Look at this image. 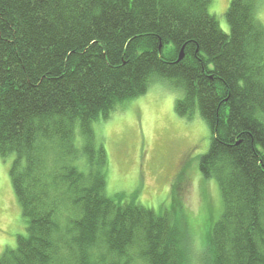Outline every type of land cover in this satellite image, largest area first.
I'll list each match as a JSON object with an SVG mask.
<instances>
[{"label": "trees", "instance_id": "1", "mask_svg": "<svg viewBox=\"0 0 264 264\" xmlns=\"http://www.w3.org/2000/svg\"><path fill=\"white\" fill-rule=\"evenodd\" d=\"M212 1L0 0V155L15 154L26 221L0 264L194 263L189 226L173 211L108 194L96 142L94 123L156 82L179 91L180 117L198 112L211 131L199 168L223 212L199 263L264 264L260 0H231L229 33Z\"/></svg>", "mask_w": 264, "mask_h": 264}, {"label": "rangeland", "instance_id": "2", "mask_svg": "<svg viewBox=\"0 0 264 264\" xmlns=\"http://www.w3.org/2000/svg\"><path fill=\"white\" fill-rule=\"evenodd\" d=\"M230 2L213 0L210 6L226 33L230 32L226 17ZM259 9L264 23V0H260ZM179 95L167 82H156L124 110L113 112L93 127L97 144L104 146L108 156V194H122L125 200L135 199L157 212L173 211L189 226L193 264H200L208 234L223 212V202L216 180L205 179L199 168L200 157L211 145L210 128L198 112L193 119L176 113ZM81 142L78 135V146ZM14 160L13 153L0 155V256L6 249L16 248L18 236L26 231L11 179ZM175 195L180 197L178 210Z\"/></svg>", "mask_w": 264, "mask_h": 264}, {"label": "water", "instance_id": "3", "mask_svg": "<svg viewBox=\"0 0 264 264\" xmlns=\"http://www.w3.org/2000/svg\"><path fill=\"white\" fill-rule=\"evenodd\" d=\"M183 57V53H181V56H180V58H182Z\"/></svg>", "mask_w": 264, "mask_h": 264}]
</instances>
